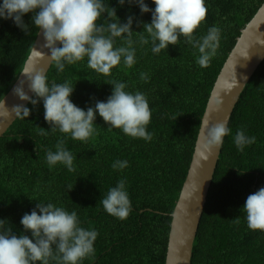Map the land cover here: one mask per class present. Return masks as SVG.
<instances>
[{"label": "trees", "instance_id": "16d2710c", "mask_svg": "<svg viewBox=\"0 0 264 264\" xmlns=\"http://www.w3.org/2000/svg\"><path fill=\"white\" fill-rule=\"evenodd\" d=\"M146 3L155 7L152 0ZM205 3L206 18L194 35L205 34L213 25L222 30L220 46L206 68L196 63L198 52L185 44L184 38L158 55L151 52L150 45H135L134 66L120 64L110 76L88 68L86 58L66 65L60 73L53 63L48 81L70 82L75 86L72 101L84 109L96 100L106 101L112 91L107 83L110 80L126 82L128 91L145 93L152 111L147 130L153 139L145 141L120 129L108 130L97 115L96 135L87 141L66 140L65 146L76 157L75 171L69 172L61 164L50 169L47 150L55 151L57 140L65 134L50 131L42 102L35 108L28 104L33 109L31 115L18 118L0 138V218H7L17 235L23 231L20 219L26 212L37 202H51L77 211L81 226L98 232L94 253L81 264H166L171 215L187 178L208 100L242 29L264 0ZM110 6L117 8L122 21L135 14L151 22V13L141 15L135 5L120 7L110 0ZM31 15L23 17L29 33L10 19H0V101L22 72L39 32ZM133 30L143 29L134 23ZM120 43L118 38L117 46ZM142 72L149 75L147 82L140 79ZM241 127L247 135L255 136L256 142L238 151L233 137ZM229 128L232 132L225 136L192 264H264V231L249 229L240 210L249 194L264 187V61L242 93ZM116 160H127L129 166L114 170ZM121 178L126 180L132 205L124 220L109 215L100 203Z\"/></svg>", "mask_w": 264, "mask_h": 264}, {"label": "clouds", "instance_id": "9594fccd", "mask_svg": "<svg viewBox=\"0 0 264 264\" xmlns=\"http://www.w3.org/2000/svg\"><path fill=\"white\" fill-rule=\"evenodd\" d=\"M116 2L120 7L125 4L129 8L137 6L141 15L151 13V22H144L135 14L122 21L117 8L110 6V0H0V19H10L15 26L29 33L30 26L23 17L31 13L32 24L42 36V47L47 49L48 58L58 73L63 72L66 65L86 58L88 68L110 76L112 69L120 64L127 68L134 66L135 45H150L151 52L158 55L170 45H178L181 38L198 52L196 63L202 68L208 67L216 55L221 41L219 26L209 27L199 37L194 35L208 12L205 0H152L154 8H150L146 0ZM134 23L143 30L134 31ZM118 38L121 41L119 46ZM33 55L45 56V53L34 48ZM21 76L23 78L18 80L13 95L27 101L33 108L42 102L44 120L50 131L65 134L57 140L55 151L47 150L46 163L50 169L61 164L69 172L75 171L76 157L65 146L66 140L70 137L87 141L96 135L97 115L108 125V130L120 129L131 138L145 141L153 139L147 130L152 118L148 98L139 90L128 91L126 82L108 81L112 91L106 101L96 100L94 105L84 109L72 101L75 86L70 82L50 83L44 70L30 71L28 68L21 72ZM140 79L147 82L149 75L142 72ZM213 100L217 106L221 104L220 99L214 97ZM0 109V117L14 115L21 119L29 117L33 110L25 104L9 108L6 101H0ZM204 124L202 156L205 152H218L224 137L232 132L226 121L210 126L204 121ZM41 129L44 130L42 134L47 135V130ZM233 142L238 151H243L256 142V137L247 135L241 127L235 132ZM128 166L127 160H116L112 164L114 170ZM100 203L109 215L126 219L132 210L126 180L121 178L110 187ZM240 210L245 213L249 229L264 231V187L249 194ZM20 224L23 231L17 235L7 218H0V264H81L95 251L98 232L81 226L75 210L68 211L51 202H37L21 217Z\"/></svg>", "mask_w": 264, "mask_h": 264}, {"label": "water", "instance_id": "95a60500", "mask_svg": "<svg viewBox=\"0 0 264 264\" xmlns=\"http://www.w3.org/2000/svg\"><path fill=\"white\" fill-rule=\"evenodd\" d=\"M42 44V36L38 32L22 72L28 68L30 71L44 70L46 75L48 74L53 63L50 62L47 49L43 48ZM34 48L43 51L45 56H34ZM263 61L264 3L242 29L235 47L229 54L214 84L202 118L187 178L171 215L166 264H192L195 239L222 152L223 145L218 152L213 150L212 153L205 152L204 156L200 154L203 150V137L206 133L204 121H207L209 126L220 121H226L229 127L231 117L242 93ZM21 78L23 77L20 73L9 92L1 100L6 101L9 108L15 104L28 105L27 101H21L13 95V89ZM230 84L234 86L228 87ZM28 94L32 95L31 92ZM214 97L220 99L221 104L219 106L214 103ZM17 119L14 115L0 117V138L7 133Z\"/></svg>", "mask_w": 264, "mask_h": 264}, {"label": "bare ground", "instance_id": "6f19581e", "mask_svg": "<svg viewBox=\"0 0 264 264\" xmlns=\"http://www.w3.org/2000/svg\"><path fill=\"white\" fill-rule=\"evenodd\" d=\"M219 76V75H218Z\"/></svg>", "mask_w": 264, "mask_h": 264}]
</instances>
